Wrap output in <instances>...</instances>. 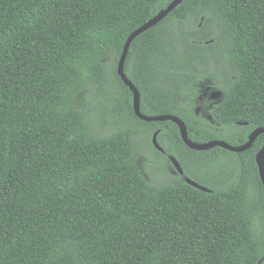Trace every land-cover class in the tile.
I'll return each mask as SVG.
<instances>
[{"label": "trees", "instance_id": "1", "mask_svg": "<svg viewBox=\"0 0 264 264\" xmlns=\"http://www.w3.org/2000/svg\"><path fill=\"white\" fill-rule=\"evenodd\" d=\"M172 1L0 0V264H264V133L193 149L119 74ZM124 69L143 114L242 145L264 128V0H183Z\"/></svg>", "mask_w": 264, "mask_h": 264}, {"label": "water", "instance_id": "2", "mask_svg": "<svg viewBox=\"0 0 264 264\" xmlns=\"http://www.w3.org/2000/svg\"><path fill=\"white\" fill-rule=\"evenodd\" d=\"M183 0H173L166 8L160 10L153 18L149 19L147 22H145L144 24H142L140 27H138L137 29H135L130 36L128 37L123 52H122V56L120 58L119 64H118V71L119 74L121 75V77L123 78V80L125 81V83L130 87V89L133 92V107H134V111L137 114L138 117H140L143 120L146 121H164V120H171L173 122H175L178 126H179V130H180V134L182 139L184 140V142L191 148L193 149H197V150H207V149H211L214 148L216 146H221L223 148H226L230 151H234V152H241L244 151L248 148H250L252 146V144L254 143L255 139L261 134L264 133V128L259 127L254 129L248 137V140L246 143L239 145V146H233L231 144H229L228 142H226L225 140H209L206 142H195L193 141L190 137H189V133H188V129H187V125L186 123L179 117L176 115H172V114H161V115H153V116H148L145 115L141 112V107H140V92L137 89V87L134 85V83L127 77L126 73H125V61L127 58V54H128V50L130 47V44L132 43V41L141 33L145 32L146 30H148L149 28H151L152 26L156 25L159 21H161L163 18H165L171 11H173ZM222 91H214L213 92V97H215L216 95H221ZM160 132V129L156 130L153 134V143L154 145L160 149L163 150L162 146L159 144L158 142V134ZM170 159L172 160V162L175 164L176 169L180 172V173H184V169L181 165V163L179 162V160L174 156V155H170ZM256 162L258 164V168H259V174L261 177V180L264 184V144L263 146L260 148V150L257 152L256 154ZM190 184L205 190V191H210V189L206 186H203L201 184H199L197 181L191 179V178H187L186 179Z\"/></svg>", "mask_w": 264, "mask_h": 264}, {"label": "rangeland", "instance_id": "3", "mask_svg": "<svg viewBox=\"0 0 264 264\" xmlns=\"http://www.w3.org/2000/svg\"><path fill=\"white\" fill-rule=\"evenodd\" d=\"M145 148H146L147 150H150V147L148 146V142H147V144H145ZM140 160H141V161L143 160V162H146V163H153V162H154V160H153V162H152L151 160H149V158H148V153H147V151H145V150L142 151V156H141ZM154 163H155V162H154ZM163 165L167 166V165H168V162H167V163H164V162H163ZM167 167H168V166H167ZM158 169H159V168H158ZM150 171H151V170H147V171H146V174H147V176H150V177H151ZM154 179H155V180H158V181H161V180H162V177H161L160 175H155V176H154Z\"/></svg>", "mask_w": 264, "mask_h": 264}, {"label": "flooded vegetation", "instance_id": "4", "mask_svg": "<svg viewBox=\"0 0 264 264\" xmlns=\"http://www.w3.org/2000/svg\"><path fill=\"white\" fill-rule=\"evenodd\" d=\"M214 91H220V90H211L210 92H209V98H212V99H218L221 95H216L215 97H213V92ZM206 95V94H205ZM217 128H219V127H217ZM252 132V131H251ZM257 139V138H256ZM255 139V140H256ZM163 148V147H162ZM162 151V153H165L166 151L164 150V148H163V150H161ZM168 156L170 157V154H168ZM170 161H171V163L173 164V166H175V164L172 162V160L170 159ZM180 162V161H179Z\"/></svg>", "mask_w": 264, "mask_h": 264}]
</instances>
